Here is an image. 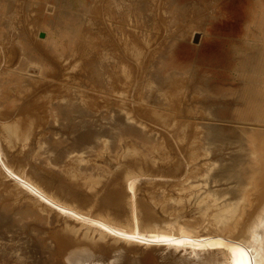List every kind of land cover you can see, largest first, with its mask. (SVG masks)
Wrapping results in <instances>:
<instances>
[{
	"label": "rangeland",
	"instance_id": "rangeland-1",
	"mask_svg": "<svg viewBox=\"0 0 264 264\" xmlns=\"http://www.w3.org/2000/svg\"><path fill=\"white\" fill-rule=\"evenodd\" d=\"M251 8L264 0H0V264L233 239L203 218L218 188L194 166L215 164L208 134L247 128L201 101L264 50Z\"/></svg>",
	"mask_w": 264,
	"mask_h": 264
},
{
	"label": "bare ground",
	"instance_id": "bare-ground-1",
	"mask_svg": "<svg viewBox=\"0 0 264 264\" xmlns=\"http://www.w3.org/2000/svg\"><path fill=\"white\" fill-rule=\"evenodd\" d=\"M247 17L261 21L264 13L251 8ZM264 31V21L261 22ZM261 41V40H260ZM262 43V42H261ZM235 47L224 50L220 58H215V67L226 71L225 76L216 79L217 84L232 83L231 73L234 70L231 59L235 60ZM264 50L247 45L244 57L238 66L241 87L226 96L217 94L211 100H204V105L217 103L224 105L225 110L218 108L213 113L231 119L236 124L247 126L236 127L225 135L208 134L207 138L215 140L218 145L211 147L202 144L199 148L202 156H208L215 164L196 165L201 174L214 175V185L218 188L210 202L203 204L206 213L203 217L212 224L211 232L221 233L235 238L241 226L247 221L264 196ZM171 61V60H169ZM177 84V83H176ZM211 115V112H208ZM212 115H215L213 114ZM206 116V117H207ZM205 138V139H204ZM206 137L203 135V142ZM79 264L78 259H72Z\"/></svg>",
	"mask_w": 264,
	"mask_h": 264
},
{
	"label": "water",
	"instance_id": "water-1",
	"mask_svg": "<svg viewBox=\"0 0 264 264\" xmlns=\"http://www.w3.org/2000/svg\"><path fill=\"white\" fill-rule=\"evenodd\" d=\"M98 264H264V196L228 242L158 247Z\"/></svg>",
	"mask_w": 264,
	"mask_h": 264
}]
</instances>
